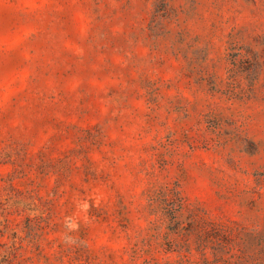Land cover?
<instances>
[{
  "label": "rangeland",
  "instance_id": "374dc122",
  "mask_svg": "<svg viewBox=\"0 0 264 264\" xmlns=\"http://www.w3.org/2000/svg\"><path fill=\"white\" fill-rule=\"evenodd\" d=\"M0 264H264V0H0Z\"/></svg>",
  "mask_w": 264,
  "mask_h": 264
}]
</instances>
